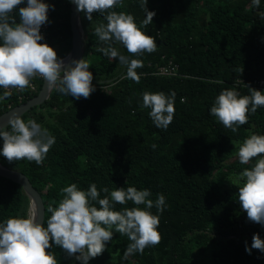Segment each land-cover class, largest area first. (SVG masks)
<instances>
[{
    "label": "trees",
    "instance_id": "1",
    "mask_svg": "<svg viewBox=\"0 0 264 264\" xmlns=\"http://www.w3.org/2000/svg\"><path fill=\"white\" fill-rule=\"evenodd\" d=\"M47 4L49 44L61 59L71 47V2L47 0ZM25 6L26 0L18 8ZM18 8L11 14L17 21ZM147 8L156 13L147 26L142 23L145 13L139 0H123L113 9L133 15L157 43L155 52L139 57L114 45L121 54L142 61L136 69L139 83L127 78L126 68H118L117 60L96 50L104 45L94 28L106 23L104 16L93 13L89 21L80 12L84 59H92L89 71L95 91L87 99L76 100L53 89L47 101L22 116L25 121L34 119L55 137L43 164L26 159L9 162L2 155L0 163L24 174L40 194L45 226L50 216L47 206L58 203L61 189L72 183L82 190L92 183L98 191L146 188L153 201L158 193L165 196L163 213L151 209L160 216L158 245L124 259L129 240L113 230L105 251L88 264H198L197 253L204 254L208 248L212 264H264V253L245 251L254 234L264 239V226L248 221L238 202V187H225L224 172L225 162L237 155L245 138L252 133L264 135V107L249 112L248 122L236 132L210 115L222 90L235 88L248 95L253 82L264 80V0L259 7L252 0H148ZM169 63L177 66V76L159 75L158 70ZM42 84L43 80L36 81V91L21 101L11 95L0 100V115L34 98ZM144 91L166 95L175 91V114L166 130L153 124L150 109L141 108ZM3 93L0 88V96ZM246 167L251 164L242 165L237 157L227 171L238 174ZM133 206L129 201L117 204L115 210ZM27 209L22 188L0 177V223L9 217L26 218ZM47 251L53 252L58 264H80L55 245Z\"/></svg>",
    "mask_w": 264,
    "mask_h": 264
},
{
    "label": "clouds",
    "instance_id": "2",
    "mask_svg": "<svg viewBox=\"0 0 264 264\" xmlns=\"http://www.w3.org/2000/svg\"><path fill=\"white\" fill-rule=\"evenodd\" d=\"M89 20L93 13L104 16L106 23H98L94 34L104 46L96 50L105 57L118 60L126 68L128 79L140 82L136 69L142 61L120 53L115 44L122 45L131 56L139 57L145 52L157 50L154 37L143 32L131 14L113 9L122 5L123 0H70ZM25 0H0V88L5 89L0 100L9 97V89L23 91L34 77H41L49 88L59 93L87 99L95 91L93 74L85 59L73 60L66 67L57 52L44 39L40 29L48 22L50 5L44 0H26L25 7H19ZM145 13L144 26L152 23L154 11L147 8L148 0H139ZM259 7L260 0H252ZM18 8V21L11 15ZM54 10V5L52 6ZM63 70V71H62ZM242 71V69H240ZM249 94L241 95L235 88L222 90L210 108L214 116L225 128L236 132L237 128L248 122L249 112L255 113L264 107V92L248 87ZM176 93L172 91L142 93L141 108L148 112L157 128L166 130L175 114ZM181 102L183 98H181ZM3 141L0 155L9 162L28 160L42 165L55 137L34 119L25 121L14 113L9 116L7 125L0 128ZM157 145L153 144L155 149ZM237 156L240 164L249 165L239 173L238 202L250 222L264 226V135L252 133L239 144ZM255 158V163H251ZM103 193V198H101ZM62 199L47 206L50 216L45 223L37 222L38 213L33 203L27 217H9L0 223V264H58L51 251L53 245L62 248L68 257H74L80 264L101 255L106 244L113 238V230L127 236L129 243L123 253L124 259L136 253H143L148 247L156 246L162 237L158 226L160 216L154 215L166 208V198L157 194V199H149V189L137 190L134 186L110 190L104 187L98 191L92 183L87 190L72 183L61 189ZM131 201L133 207L115 210V206L126 205ZM96 205H99L97 207ZM140 205H144L143 208ZM253 249L264 253V239L254 234L245 251L251 255Z\"/></svg>",
    "mask_w": 264,
    "mask_h": 264
},
{
    "label": "water",
    "instance_id": "3",
    "mask_svg": "<svg viewBox=\"0 0 264 264\" xmlns=\"http://www.w3.org/2000/svg\"><path fill=\"white\" fill-rule=\"evenodd\" d=\"M69 23L71 32V47L68 53L63 58H61L64 61L66 67L74 66L72 65V61L80 60L82 58L84 59L86 53L85 34L82 27L80 12L77 11V7L74 3H71L70 6ZM52 91L53 89L49 88L47 83L43 80L42 87L34 98L23 104L13 107L0 115V128L7 125L9 116L13 115L14 113H18L23 116L34 107L42 105L49 99ZM0 177L11 180L22 188V191L28 201V213L33 210L32 205L34 203L36 205L35 211L38 213L37 222L43 223L45 214L44 204L40 194L32 187L29 179L21 172L11 170L1 163Z\"/></svg>",
    "mask_w": 264,
    "mask_h": 264
},
{
    "label": "built area",
    "instance_id": "4",
    "mask_svg": "<svg viewBox=\"0 0 264 264\" xmlns=\"http://www.w3.org/2000/svg\"><path fill=\"white\" fill-rule=\"evenodd\" d=\"M44 2L47 3V0H44ZM48 24H49L48 22L45 23L40 29V32L42 36L44 37V39L41 40L39 43H47L50 46L49 39H48V31H49ZM177 72H178L177 66L174 65L173 63H169L167 67H164V68L162 67L158 70V74L162 76H177L178 74ZM38 80H43V79L39 76L34 77L30 81V85L23 91H20L19 89H9L8 91L11 92V96H14L18 101H21L26 98V94H31L36 91V81ZM238 83L244 85L243 81H238ZM251 87L264 91V80L253 82L251 84ZM2 91L4 92L6 90L2 88Z\"/></svg>",
    "mask_w": 264,
    "mask_h": 264
},
{
    "label": "rangeland",
    "instance_id": "5",
    "mask_svg": "<svg viewBox=\"0 0 264 264\" xmlns=\"http://www.w3.org/2000/svg\"><path fill=\"white\" fill-rule=\"evenodd\" d=\"M91 60L92 59H87L86 58V61L89 64L91 63ZM117 63H118V66H119L118 68H120L121 64L118 62V60H117ZM237 157H238L237 155L232 156L225 162L226 166H225L224 172H225L226 176H228L227 179H226V182H225V187H227V188H231L232 186H237V187L239 186L236 183V181L238 179V176H239V173L237 172L238 174H236V173L231 174L232 173L231 170H229L230 172L227 171L228 170V165H230L233 161H235ZM27 215H28V209H27ZM240 221H241V223L245 222V216L242 217L240 219ZM210 251L211 250L208 248V249L205 250L204 254H198L197 253L196 258H197L198 264H212V261H211V258H210Z\"/></svg>",
    "mask_w": 264,
    "mask_h": 264
}]
</instances>
